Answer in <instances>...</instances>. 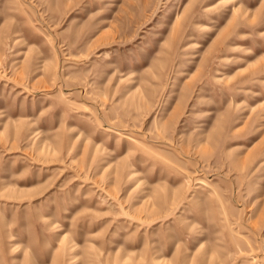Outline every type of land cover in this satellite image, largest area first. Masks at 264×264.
<instances>
[{
	"label": "rangeland",
	"instance_id": "1",
	"mask_svg": "<svg viewBox=\"0 0 264 264\" xmlns=\"http://www.w3.org/2000/svg\"><path fill=\"white\" fill-rule=\"evenodd\" d=\"M0 264H264V0H0Z\"/></svg>",
	"mask_w": 264,
	"mask_h": 264
}]
</instances>
